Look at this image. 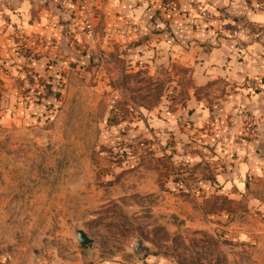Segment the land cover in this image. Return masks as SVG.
<instances>
[{"label":"rangeland","instance_id":"374dc122","mask_svg":"<svg viewBox=\"0 0 264 264\" xmlns=\"http://www.w3.org/2000/svg\"><path fill=\"white\" fill-rule=\"evenodd\" d=\"M263 7L0 0V264H264V77L208 57Z\"/></svg>","mask_w":264,"mask_h":264},{"label":"crops","instance_id":"0c3cea01","mask_svg":"<svg viewBox=\"0 0 264 264\" xmlns=\"http://www.w3.org/2000/svg\"><path fill=\"white\" fill-rule=\"evenodd\" d=\"M244 22L237 28L245 31L239 32L235 28L236 33H238L237 39L243 43V50L239 51L234 47V43L222 42L219 47L216 44L217 46L213 47L208 54V57L212 58L216 64L215 73L228 74L233 81H239L253 75L264 77V7L254 10L246 8ZM262 32L263 35L259 37L258 34ZM230 47L232 49H229ZM262 89L264 90V83ZM249 92L244 91V95L235 98H241L243 103L252 108L264 109V92ZM261 114L264 115L263 110ZM256 200L258 198L254 199V201Z\"/></svg>","mask_w":264,"mask_h":264},{"label":"water","instance_id":"95a60500","mask_svg":"<svg viewBox=\"0 0 264 264\" xmlns=\"http://www.w3.org/2000/svg\"><path fill=\"white\" fill-rule=\"evenodd\" d=\"M76 233H77L76 239H77L78 243L86 244L90 241L86 237V235L84 234V232L82 230H77ZM131 251L134 254H145V253H148L149 248L147 246H145L143 244L142 240L138 237L135 244L133 245Z\"/></svg>","mask_w":264,"mask_h":264}]
</instances>
